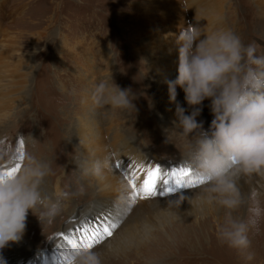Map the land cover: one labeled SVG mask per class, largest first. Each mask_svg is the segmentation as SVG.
Listing matches in <instances>:
<instances>
[{
  "label": "rangeland",
  "instance_id": "rangeland-1",
  "mask_svg": "<svg viewBox=\"0 0 264 264\" xmlns=\"http://www.w3.org/2000/svg\"><path fill=\"white\" fill-rule=\"evenodd\" d=\"M213 7L211 0H0V84L6 85L0 91V144L14 146L18 153L30 147L51 161L54 174L43 185L49 196L57 186L75 193L51 223L40 222L29 211L22 239L0 249L5 264H66L72 246L64 235L78 244L85 233L77 229L84 224L95 227L105 217L108 223L117 218L122 222L93 247L103 264H264V219L249 232L251 245L241 253L217 239L224 209L209 206L201 213L185 200L179 219L168 212L170 199L199 191L194 174L180 177L191 181L192 188L160 185L162 196L129 203L132 190L125 172L130 161L143 166L135 173L138 185L150 166L159 165L166 178L173 169L189 168L185 141L173 130L177 106L185 114L192 107L179 85L176 100H170L168 81L178 75L181 28L191 23L210 31L206 18ZM262 11L257 0H224L223 20L214 25L233 30L264 56ZM66 43L76 49L74 54L63 48ZM87 60L91 66L85 69ZM111 76L135 94V112L93 106V85ZM210 103L203 101L197 117L205 130L213 119ZM85 117L89 134L102 131L103 139L101 144L91 142L88 152L78 136V121ZM88 155L91 163L86 164ZM95 161L104 164L102 178L92 173ZM240 184L246 197L251 191L260 193L264 205V180L241 179ZM247 215L246 206L233 212L238 218Z\"/></svg>",
  "mask_w": 264,
  "mask_h": 264
},
{
  "label": "clouds",
  "instance_id": "clouds-1",
  "mask_svg": "<svg viewBox=\"0 0 264 264\" xmlns=\"http://www.w3.org/2000/svg\"><path fill=\"white\" fill-rule=\"evenodd\" d=\"M203 35L204 38H201ZM178 75L168 81L171 101L176 100L179 85L192 107L190 114L179 105L176 134L185 141L184 161L202 178L194 196L179 194L167 203V210L179 219L185 200L203 213L209 206L225 210L224 222L217 228V239L229 248L246 253L251 245L249 232L264 219L260 193L245 196L240 181L264 180V56L254 45H246L233 30H205L189 23L177 37ZM91 102L98 109L136 111L135 94L122 89L110 78H102L92 88ZM210 100L213 119L207 130L197 117L203 101ZM19 169L7 174L6 169ZM104 164L95 161L92 173L102 178ZM51 161L25 147L21 163L14 146L0 144V249L9 242H19L26 230L29 211L40 222L51 223L60 214L64 201L75 195L65 188L54 196L43 191L46 179L53 175ZM195 202V203H194ZM242 206L246 218L233 216ZM246 258H253L247 253ZM70 264H103L93 249L69 251ZM0 264L5 261L0 258Z\"/></svg>",
  "mask_w": 264,
  "mask_h": 264
},
{
  "label": "snow or ice",
  "instance_id": "snow-or-ice-1",
  "mask_svg": "<svg viewBox=\"0 0 264 264\" xmlns=\"http://www.w3.org/2000/svg\"><path fill=\"white\" fill-rule=\"evenodd\" d=\"M23 146V141H21V147ZM20 159H23V152L20 151ZM20 165L17 164L15 168L6 169L7 174H14ZM116 167L120 168L121 164L119 162L116 163ZM143 166L137 165L135 161H130L127 165V169L125 172V179L128 181V185L131 188V193L129 195V203L134 204L139 200H148L157 196H162L163 192L160 191V185H169L170 183H174L175 185L192 188L195 185L191 181L182 180L180 177H188L193 173V169L189 168H180L171 170L166 178L165 174L161 171L159 165L150 166L145 170V178L138 185L137 180L139 177L135 175V173L139 170H142ZM196 184L203 183L202 178L197 176ZM165 191H173L171 188H166ZM105 222L102 224H97L95 227L89 224L81 225L77 231L85 233L84 240L78 244L73 243L72 239L69 236L64 235V240L72 246V249H79L81 247L87 249H93L94 246L100 245L102 241H104L107 237H111L113 235V230L118 228L119 224L122 222L120 218L117 220L108 223V217L104 218ZM66 264H70L68 260V255L65 256Z\"/></svg>",
  "mask_w": 264,
  "mask_h": 264
},
{
  "label": "bare ground",
  "instance_id": "bare-ground-1",
  "mask_svg": "<svg viewBox=\"0 0 264 264\" xmlns=\"http://www.w3.org/2000/svg\"><path fill=\"white\" fill-rule=\"evenodd\" d=\"M206 1V0H205ZM212 1V3H213V5H214V7H215V10H214V7H213V11L211 10V16H209V18H206V19H210L209 21H210V23H209V25H211V30H215L216 28H215V25H214V23L215 22H217V21H222L223 20V18H222V16H221V13H223L222 12V9L224 8V0H211ZM167 2V1H166ZM208 3V2H207ZM257 4L258 5H262L263 6V8H264V0H257ZM171 5H173V4H171ZM196 5V4H195ZM150 10V9H149ZM178 12V11H177ZM205 12V11H204ZM263 12V11H262ZM178 14V13H177ZM262 15H264V12L262 13ZM177 16V15H176ZM206 16V15H205ZM174 18V17H173ZM178 20V19H177ZM167 21L169 22H167L168 24H170V25H174L175 24V20L174 19H172L171 17L170 18H167ZM208 21V20H207ZM177 22V24H178V21H176ZM165 23V22H164ZM163 23V24H164ZM201 23H203V22H201ZM197 26V25H196ZM204 26V25H203ZM212 26H214V27H212ZM168 27V26H167ZM200 27V26H199ZM170 28V27H169ZM175 28V27H174ZM166 29V28H165ZM171 30H173V28H170ZM209 29V30H210ZM208 30V29H207ZM210 30V31H211ZM202 38V37H201ZM170 41V40H169ZM154 42V41H153ZM65 43V42H64ZM76 44V43H75ZM63 45V48L64 49H66V50H68V53H71V54H74L75 52H76V49H74V47L72 48L71 46H70V44L69 43H66V44H62ZM10 46V45H9ZM74 46V45H73ZM77 46V45H76ZM173 48V47H172ZM8 51V50H7ZM178 51V50H177ZM2 52V53H1ZM0 52V60L4 57V51H1ZM74 56V55H73ZM84 56H86V54H84ZM84 59H88V56H86V57H84ZM1 62V61H0ZM82 66V65H81ZM83 66H84V68L85 69H87V68H90V66H91V62L89 61V60H87L84 64H83ZM12 81H13V79H12ZM5 82V81H4ZM15 82V81H14ZM17 82V81H16ZM8 83V82H7ZM6 83V84H7ZM13 83V82H12ZM5 84V83H4ZM4 84H0V88H2V89H0V91L1 90H3L5 87H6V85H4ZM16 84V83H15ZM11 86V85H10ZM14 86V85H13ZM13 88V87H12ZM15 88V87H14ZM11 89V88H10ZM16 89V88H15ZM9 90V89H8ZM12 90V89H11ZM10 90V91H11ZM6 91V90H5ZM9 92V91H8ZM17 92V91H16ZM20 92V91H19ZM20 95V94H19ZM14 96V95H13ZM16 96V95H15ZM19 97H21V98H23L22 96H19ZM19 97H17V98H19ZM8 98V97H7ZM15 100H16V97H13ZM12 99V98H11ZM14 99H13V102H14ZM7 100V99H6ZM9 100V99H8ZM0 102H2V101H0ZM9 102V101H8ZM0 105L2 106V104L0 103ZM4 107H5V105H4ZM3 108V107H2ZM86 110V109H85ZM88 111V110H87ZM210 111H211V109H210ZM88 114V113H87ZM78 123H79V128H78V136L80 137V141H81V143L80 144H82V147L85 149V152H88V151H91V147H92V143L91 142H93L94 141V144H97V143H99V144H101L100 142H103V139H102V131L100 132V131H97L96 133H93V134H89V130H87V125H88V123H87V121H86V117H85V119L82 121L81 119H79V121H78ZM113 125V124H112ZM95 129V128H94ZM94 131V130H93ZM119 136V135H118ZM120 137V136H119ZM120 139V138H119ZM120 142H122V140L120 141ZM126 144H128V143H125V142H123V145H126ZM132 146V145H131ZM101 154V153H100ZM85 156V155H84ZM91 158L92 157H90L89 155L87 156V160H86V164L88 163H91ZM137 158H138V160L139 161H141L142 159H141V155H138L137 156ZM124 159V158H123ZM90 168H92V165H90ZM87 170H88V168H87ZM89 173V172H88ZM98 182V181H97ZM115 182V181H114ZM111 183V182H110ZM98 184V183H97ZM108 185H109V183H108ZM112 186V185H111ZM110 186V187H111ZM59 189H61L59 186H57L56 188H55V192L57 191V190H59ZM109 189V188H108ZM104 190V189H103ZM111 190V189H110ZM112 192V191H111ZM105 193V192H104ZM124 193V192H123ZM125 193H127V192H125ZM110 194V193H109ZM107 195V194H106ZM111 195V194H110ZM83 238V237H82ZM81 239V238H80ZM12 247H13V245H12ZM9 248H11V246L9 247Z\"/></svg>",
  "mask_w": 264,
  "mask_h": 264
}]
</instances>
